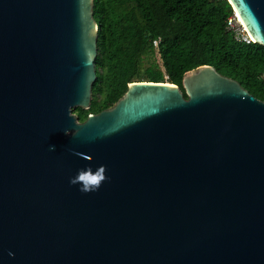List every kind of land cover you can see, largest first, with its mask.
<instances>
[{"label": "water", "instance_id": "95a60500", "mask_svg": "<svg viewBox=\"0 0 264 264\" xmlns=\"http://www.w3.org/2000/svg\"><path fill=\"white\" fill-rule=\"evenodd\" d=\"M225 1L264 48V0ZM96 31L92 0H0V264H264V102L203 65L79 122Z\"/></svg>", "mask_w": 264, "mask_h": 264}, {"label": "trees", "instance_id": "16d2710c", "mask_svg": "<svg viewBox=\"0 0 264 264\" xmlns=\"http://www.w3.org/2000/svg\"><path fill=\"white\" fill-rule=\"evenodd\" d=\"M230 14L225 0H92L96 79L88 110L74 111L77 120L112 107L130 82L168 83L182 92V75L203 65L264 102V48L225 33ZM149 59L156 64L142 68Z\"/></svg>", "mask_w": 264, "mask_h": 264}, {"label": "clouds", "instance_id": "9594fccd", "mask_svg": "<svg viewBox=\"0 0 264 264\" xmlns=\"http://www.w3.org/2000/svg\"><path fill=\"white\" fill-rule=\"evenodd\" d=\"M65 134H68L65 131ZM49 151L54 152L55 146L49 145ZM74 155H81L80 153H73ZM91 160L90 157H84ZM107 168L105 165H100L95 170L91 167H86L78 170L75 177L70 178L69 183L73 186L80 185L79 191L85 194L96 192L100 189L102 184L108 179L106 176ZM12 255V253H9Z\"/></svg>", "mask_w": 264, "mask_h": 264}, {"label": "built area", "instance_id": "2783aa9c", "mask_svg": "<svg viewBox=\"0 0 264 264\" xmlns=\"http://www.w3.org/2000/svg\"><path fill=\"white\" fill-rule=\"evenodd\" d=\"M225 33L229 34L232 39L237 43L248 44L251 43L250 38L245 33L242 25L240 24L237 16L231 11V14L226 18L224 24ZM158 40L152 42L154 48H156ZM164 80H167V77L163 76ZM260 79L264 80V70L260 74Z\"/></svg>", "mask_w": 264, "mask_h": 264}, {"label": "rangeland", "instance_id": "374dc122", "mask_svg": "<svg viewBox=\"0 0 264 264\" xmlns=\"http://www.w3.org/2000/svg\"><path fill=\"white\" fill-rule=\"evenodd\" d=\"M152 62H154L156 64L155 60H153V59L143 60L142 68H146L149 65V63H152ZM75 109H72V111H71L73 115H75V112H74Z\"/></svg>", "mask_w": 264, "mask_h": 264}]
</instances>
